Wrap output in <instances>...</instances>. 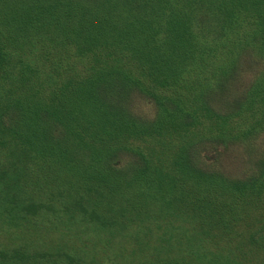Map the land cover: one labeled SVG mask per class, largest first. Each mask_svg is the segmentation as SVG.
<instances>
[{
    "label": "trees",
    "instance_id": "1",
    "mask_svg": "<svg viewBox=\"0 0 264 264\" xmlns=\"http://www.w3.org/2000/svg\"><path fill=\"white\" fill-rule=\"evenodd\" d=\"M262 144L264 0H0V264H264Z\"/></svg>",
    "mask_w": 264,
    "mask_h": 264
},
{
    "label": "rangeland",
    "instance_id": "2",
    "mask_svg": "<svg viewBox=\"0 0 264 264\" xmlns=\"http://www.w3.org/2000/svg\"><path fill=\"white\" fill-rule=\"evenodd\" d=\"M132 99H133V103H136V105L135 106H132V108L135 110L137 107L138 108H141V110L140 111H143V112H146V108H148L147 110H148V113L149 114H151V112H152V107H151V105L150 104H148L147 102H145V100L143 99V98H141L139 95H137V94H135L134 93V95H133V97H132ZM140 100V101H139ZM149 105H150V107H149ZM147 113V112H146ZM148 114V115H149ZM262 135V134H261ZM261 137V136H260ZM256 139H258V138H256ZM263 146H264V144H262ZM235 147H236V149L237 148H239V147H242V146H239V147H237V145H234ZM118 154V156H116L115 158H112L111 159V163H112V161L113 162H115L117 159H118V162L120 163V164H122V163H124L125 161H126V158H127V154L125 153V152H118L117 153ZM246 155H244V157H245ZM248 156V155H247ZM257 235H264V230H258V232H257ZM50 264H53V263H50Z\"/></svg>",
    "mask_w": 264,
    "mask_h": 264
}]
</instances>
